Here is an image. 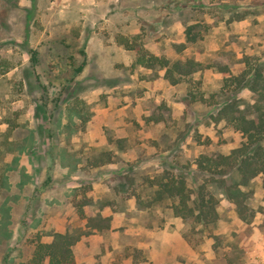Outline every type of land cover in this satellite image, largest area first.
<instances>
[{"label":"rangeland","instance_id":"1","mask_svg":"<svg viewBox=\"0 0 264 264\" xmlns=\"http://www.w3.org/2000/svg\"><path fill=\"white\" fill-rule=\"evenodd\" d=\"M141 50L233 75L264 67V0H0V62L21 61L0 77V264H27L56 233L79 237L76 264H264V174L248 187L250 223L220 192L202 232L154 202L165 172L243 137L212 119L231 94L222 73L172 85L136 64ZM75 197L110 228H88Z\"/></svg>","mask_w":264,"mask_h":264},{"label":"trees","instance_id":"2","mask_svg":"<svg viewBox=\"0 0 264 264\" xmlns=\"http://www.w3.org/2000/svg\"><path fill=\"white\" fill-rule=\"evenodd\" d=\"M191 29L188 27L186 30V42L194 44L200 36L192 34ZM178 48L179 52H183L186 44ZM28 51L30 61H35L36 52L32 49ZM136 64L146 69L163 70L164 79L172 85L191 84L195 75L209 69L222 73L223 89L229 88L227 91L231 94H225L226 97L220 102L212 119L214 123H225L243 137L241 145L228 154L200 155L193 171L179 168L177 172H165L157 179L154 202L166 203L176 218H181L194 228L199 227L202 232L217 226L220 215L216 192H220L234 204L238 217L243 222L250 223L255 214L248 202V187L256 177L264 174V67L246 65L242 72L233 75L229 67L218 62L207 63L194 57L171 60L144 50L140 51ZM19 66L21 61H1L0 77ZM82 69L83 66H80L73 72L78 73ZM243 91L252 94L253 103L241 108L238 95ZM188 95L197 101L201 97L200 101H203V97L196 93L189 91ZM4 185L0 181V187ZM73 203L79 209L81 217L86 219L88 228L99 231L110 228L111 218H104L100 214L94 216L84 209L91 203L90 198L78 203L75 197ZM78 241L79 237L70 233H56L51 243L36 245L27 264H76L73 248Z\"/></svg>","mask_w":264,"mask_h":264}]
</instances>
